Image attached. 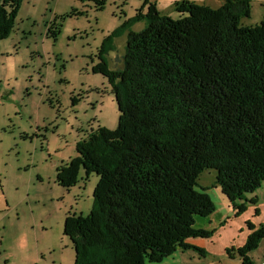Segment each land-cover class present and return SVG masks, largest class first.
Here are the masks:
<instances>
[{
  "label": "trees",
  "instance_id": "1",
  "mask_svg": "<svg viewBox=\"0 0 264 264\" xmlns=\"http://www.w3.org/2000/svg\"><path fill=\"white\" fill-rule=\"evenodd\" d=\"M22 1L0 0V41L13 31ZM141 1L102 40L93 68L111 89L116 129L89 132L77 156L56 169V183L67 190L81 169L98 177L89 214L64 221L73 264H160L176 251L205 258L186 242L214 232L195 227L215 210L206 189L196 190L199 175L215 171L235 215L257 204L246 197L264 183V16L254 27L240 24L251 0H220L217 9L182 0L172 7L175 18ZM124 35L122 67L111 70L106 56ZM246 227L244 245L226 256L253 264L264 225Z\"/></svg>",
  "mask_w": 264,
  "mask_h": 264
},
{
  "label": "rangeland",
  "instance_id": "2",
  "mask_svg": "<svg viewBox=\"0 0 264 264\" xmlns=\"http://www.w3.org/2000/svg\"><path fill=\"white\" fill-rule=\"evenodd\" d=\"M104 1L101 10L89 1L23 0L13 31L0 41V264L74 262L64 221L67 215L89 214L98 177L81 169L67 190L56 183V169L77 156L76 144L89 132L116 129L111 89L93 68L102 40L142 5ZM178 1L155 0L156 9L175 18ZM204 3L220 6L219 0ZM250 6V16L240 23L244 27L263 21L264 0H251ZM125 41V35L115 39V51L106 56L109 69L122 67ZM214 181L213 170L198 177L196 190L206 189L215 210L211 218H197L196 228L217 226L229 214ZM250 257L253 264L264 262V241Z\"/></svg>",
  "mask_w": 264,
  "mask_h": 264
},
{
  "label": "crops",
  "instance_id": "3",
  "mask_svg": "<svg viewBox=\"0 0 264 264\" xmlns=\"http://www.w3.org/2000/svg\"><path fill=\"white\" fill-rule=\"evenodd\" d=\"M200 1L202 5H205L204 0ZM246 198H255L257 204H247L245 212L240 215H235V212L229 207V214L225 216L224 220L219 219L217 226H210L207 229L203 227V229L214 231L210 238H194L186 241L192 246L203 249L207 255L205 258L192 251H176L160 264H241L238 258L229 259L226 256V249L230 247L238 248L244 245L250 234L246 222L252 223L255 227L264 225V183ZM256 208L259 210L257 215L255 214ZM208 218H211V216ZM208 223H212L211 220L208 219Z\"/></svg>",
  "mask_w": 264,
  "mask_h": 264
},
{
  "label": "built area",
  "instance_id": "4",
  "mask_svg": "<svg viewBox=\"0 0 264 264\" xmlns=\"http://www.w3.org/2000/svg\"><path fill=\"white\" fill-rule=\"evenodd\" d=\"M264 264V263H263Z\"/></svg>",
  "mask_w": 264,
  "mask_h": 264
}]
</instances>
